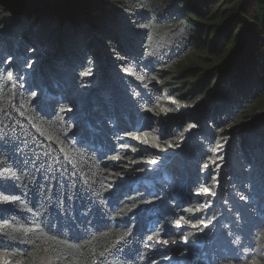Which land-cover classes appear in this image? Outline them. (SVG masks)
<instances>
[{
	"label": "trees",
	"instance_id": "trees-1",
	"mask_svg": "<svg viewBox=\"0 0 264 264\" xmlns=\"http://www.w3.org/2000/svg\"><path fill=\"white\" fill-rule=\"evenodd\" d=\"M238 202L264 239V0H0V259L145 264L188 213L264 264Z\"/></svg>",
	"mask_w": 264,
	"mask_h": 264
},
{
	"label": "rangeland",
	"instance_id": "rangeland-1",
	"mask_svg": "<svg viewBox=\"0 0 264 264\" xmlns=\"http://www.w3.org/2000/svg\"><path fill=\"white\" fill-rule=\"evenodd\" d=\"M127 138H129L131 141L133 140L131 137H127ZM125 147L131 150V145H127ZM208 168H210L211 172H213L214 174H217L215 178L216 183L214 185H216L215 190L217 188L220 189L217 181H221L222 178H221V175L217 173L219 170L218 164L215 161H212V164H210ZM158 172L161 174V178L164 179V174H165L164 168L158 169ZM203 175H205V173ZM196 196L200 198L199 200H201V204L204 209H210L211 208L210 199L212 196H214L213 199L216 200L217 193L211 194V193L201 192L197 194ZM233 197L237 199L236 194L233 195ZM195 200H197V198ZM182 205L184 206V203ZM238 205L236 209L235 223L240 224L244 232L239 234V237H241V239L236 238L235 245L241 244V246L236 247L235 256H237L236 258H239L242 254L247 255V252L249 248L251 247L253 251L257 250L255 254H259L260 258L264 259V239L263 237H261L263 235L259 234L261 228L257 226L256 224H254V222L250 219L249 212L248 210H246L248 208H245V210H243L244 209L242 208L243 205L240 204L239 202H238ZM183 211H185V209ZM189 216L191 215L188 213L185 214L184 219L182 220L184 221L183 223L181 222L174 229L167 231L166 237H160L157 240V242L151 247L153 248L151 250L152 252L150 251L151 256L153 253L155 254L160 253L161 250L165 251V249H167L168 247L177 248V247H181L180 245L192 246L193 248L197 247L198 244L194 240V237L196 234L200 232L199 227L197 225L200 221H199V218L196 219L197 216L195 218L188 219ZM208 228H211V227H208ZM180 260H182V257L180 256L165 259V261H171L175 264H179ZM165 261L163 260V257L153 258V260L149 264H165ZM0 264H8V263L4 260V258H1ZM145 264H147V260L145 261Z\"/></svg>",
	"mask_w": 264,
	"mask_h": 264
},
{
	"label": "clouds",
	"instance_id": "clouds-1",
	"mask_svg": "<svg viewBox=\"0 0 264 264\" xmlns=\"http://www.w3.org/2000/svg\"><path fill=\"white\" fill-rule=\"evenodd\" d=\"M160 182V181H159ZM176 197L179 198H183L185 195L183 194H179L176 193L175 194ZM197 198V200H195ZM192 199H194L195 201H199L201 202V200H199L200 198L197 197L196 195L192 197ZM217 204H219L221 202V198L219 196V192L217 193ZM212 207L208 210H211ZM156 220H159L158 218H156ZM157 242L154 241L152 242V246ZM197 247L193 248L192 246H184V245H180L182 248L186 249L185 252L183 254L180 255H176L172 252V250L174 249V247H168L167 249L161 250L160 253L155 254L153 253L151 256L150 251L153 249H149V253L147 255V264H149L153 258H159V257H163V260L165 261L166 258H172V257H176V256H180L182 257V260L179 261V264H213V262H211L210 260V256H209V252H208V246L205 245V243L202 242H197ZM151 246V247H152ZM152 252V251H151ZM151 256V258H150ZM170 260V259H169ZM158 261V260H156ZM165 264H175L171 261H165Z\"/></svg>",
	"mask_w": 264,
	"mask_h": 264
},
{
	"label": "snow or ice",
	"instance_id": "snow-or-ice-1",
	"mask_svg": "<svg viewBox=\"0 0 264 264\" xmlns=\"http://www.w3.org/2000/svg\"><path fill=\"white\" fill-rule=\"evenodd\" d=\"M205 191H206V193H207L208 190H205Z\"/></svg>",
	"mask_w": 264,
	"mask_h": 264
},
{
	"label": "water",
	"instance_id": "water-1",
	"mask_svg": "<svg viewBox=\"0 0 264 264\" xmlns=\"http://www.w3.org/2000/svg\"><path fill=\"white\" fill-rule=\"evenodd\" d=\"M15 3V2H14ZM15 4H17V3H15Z\"/></svg>",
	"mask_w": 264,
	"mask_h": 264
}]
</instances>
